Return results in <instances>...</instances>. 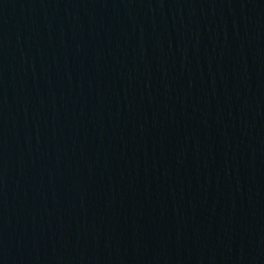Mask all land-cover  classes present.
<instances>
[{
    "label": "water",
    "instance_id": "obj_1",
    "mask_svg": "<svg viewBox=\"0 0 264 264\" xmlns=\"http://www.w3.org/2000/svg\"><path fill=\"white\" fill-rule=\"evenodd\" d=\"M0 264H264V0H0Z\"/></svg>",
    "mask_w": 264,
    "mask_h": 264
}]
</instances>
